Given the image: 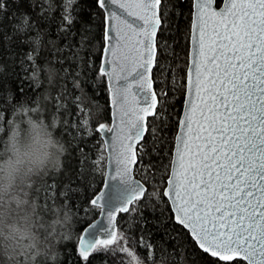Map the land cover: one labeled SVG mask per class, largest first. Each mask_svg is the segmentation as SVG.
I'll return each instance as SVG.
<instances>
[{
  "label": "snow or ice",
  "instance_id": "snow-or-ice-1",
  "mask_svg": "<svg viewBox=\"0 0 264 264\" xmlns=\"http://www.w3.org/2000/svg\"><path fill=\"white\" fill-rule=\"evenodd\" d=\"M213 3L214 0H196V49L185 93L187 111L178 121L180 132L175 138V158L170 165L169 187L163 195L172 205L171 219L187 230L190 248L186 251L191 264H208L209 254L224 261L238 256L246 264H264V0H224L219 12L206 11ZM110 5L118 10H112ZM35 6L36 0H32L30 7ZM5 7L6 0H0V12ZM52 8L51 0H42L41 13ZM60 8L57 35L70 40L79 33V49L91 44L94 37L89 33L94 20L102 28V51L115 58L103 62L99 73L108 78L114 89L112 104L120 121L115 128L99 124L96 129L115 132L110 145L114 163L110 180L115 183H105L112 191L90 201L91 205L100 206L99 201L105 200L101 210L108 224L90 225L95 232L86 229L88 236L78 238L75 257L71 250L65 256L71 264L76 261L90 264L95 255L118 252L129 257V264H135L134 254L126 247H115L123 237H117L113 220L117 213L129 212L130 206L135 211V202L147 192L132 178L130 165L136 162L135 145L148 131L146 116L162 119L163 102L145 87L144 80L154 59L153 49L158 46L155 37L164 30L167 17L162 11V0H61ZM89 8L96 11H88ZM210 16L219 17L211 34ZM17 19L16 32L25 33L36 27L29 23L27 13H21ZM113 21L144 34V39L136 42L144 46L143 63L129 67L131 53L137 51L135 46L128 55L117 54L122 37ZM21 43L36 45L34 51L38 52L39 32ZM48 43L55 46L56 42ZM26 60L32 62L35 77V57L31 52ZM20 67L21 71H27L24 58ZM85 70H90L88 62ZM48 74L51 80L55 69H48ZM74 86L79 89L80 83L74 81ZM19 92L23 95L22 86ZM73 103L87 117L86 99L77 96ZM81 124L88 127V120L85 118ZM152 132L155 136V129ZM144 246L151 248V245ZM120 264L125 261L121 260Z\"/></svg>",
  "mask_w": 264,
  "mask_h": 264
},
{
  "label": "trees",
  "instance_id": "trees-1",
  "mask_svg": "<svg viewBox=\"0 0 264 264\" xmlns=\"http://www.w3.org/2000/svg\"><path fill=\"white\" fill-rule=\"evenodd\" d=\"M221 1L216 0L217 4ZM41 2L36 0L33 8L30 7L32 0H6V7L0 12V135L6 132L13 112L21 104L30 107L37 118L55 123V134L66 149L62 165L58 171L39 178L35 192L46 210L59 208L70 213L71 224L61 237L56 264H71L66 251L71 250L75 257L81 230L99 212L90 201L103 183L105 169L104 144L96 129L99 124L110 122L111 111L106 78L99 73L104 42L102 28L96 20L89 33L94 38L84 49H79V33L70 40L58 36L61 0H51L52 10L44 13H41ZM162 11L167 20L164 30L156 36L158 46L152 69L157 100L163 102L162 119L148 118V131L137 145L134 166V174L145 184L147 192L143 199L135 202V211H131L133 206H130L129 212L118 214L117 229L127 238L142 264H191L186 251L190 248L187 230L171 219L173 213L163 189L183 104L192 1L162 0ZM21 13H27L29 23L36 25L31 31H15L14 25L19 22L17 17ZM79 27L77 24L76 28ZM38 32V52L34 51L36 45L21 43L37 36ZM50 40L56 42L55 46L48 43ZM65 44L71 46L65 48ZM30 52L35 57V77L32 62L26 60ZM22 58L27 71H21ZM85 62L90 64L87 72ZM48 69L56 71L51 80ZM74 81L80 83L79 89ZM21 86L23 95L19 92ZM77 96L87 101V117L73 103ZM85 118L88 127L81 124ZM206 259L208 264H246L239 259L223 262L209 255ZM120 261L109 252L93 256L90 264H120Z\"/></svg>",
  "mask_w": 264,
  "mask_h": 264
},
{
  "label": "clouds",
  "instance_id": "clouds-1",
  "mask_svg": "<svg viewBox=\"0 0 264 264\" xmlns=\"http://www.w3.org/2000/svg\"><path fill=\"white\" fill-rule=\"evenodd\" d=\"M21 104L0 135V264H56L70 213L46 210L39 178L58 171L65 146L48 123Z\"/></svg>",
  "mask_w": 264,
  "mask_h": 264
},
{
  "label": "water",
  "instance_id": "water-1",
  "mask_svg": "<svg viewBox=\"0 0 264 264\" xmlns=\"http://www.w3.org/2000/svg\"><path fill=\"white\" fill-rule=\"evenodd\" d=\"M191 1H192V13H191V24H190V32H189L188 62H187V68H186L185 90H184L182 109H181L178 121L183 119V116H184L185 112L187 111L186 108L184 107L185 100L188 98L185 95V93H186V90H187V88L189 86V70L192 67V62H193V59H194V56H195V49H196V36H197V27L196 26L198 24V21H197V18H196V6H195L196 5V0H191ZM128 2H132V0H128ZM223 6H224V0H222L219 4H217L216 0H214V3L211 6V8L206 9V11H208L210 13L211 12H219V10ZM109 7L112 8V10H114V11L118 10L116 8V6L110 5ZM133 11L135 12V11H138V10L134 9ZM125 19H130V18L125 17ZM218 21H219V17H217V16H210L209 17V19H208V31H209V34H211L212 28L216 26ZM113 23L116 25L117 33L122 37V39L120 40V46H118V48H117V54L118 55H128L130 48L135 46L137 48V51L131 53V59H130L129 67H136L139 64L143 63L144 62V58H145V49H144L143 44L136 45V42L139 41V40H143L144 39V34L141 33V32H138V30L137 31H133L126 24H124V23H122L120 21H113ZM115 34L116 33H114V35ZM115 42L116 41L113 40V43H115ZM155 43H156V37H155ZM153 53H154V59H152V62L149 65V68H148V71L146 73V77H145V80H144V84H145V87L148 88L150 91H154L155 92V90H154V82H153V78H152V69L154 67L155 60H156L157 47H155L153 49ZM114 58L115 57L113 55H105L103 53V51H102L101 60H100V67H101L103 62H105L107 60H112ZM100 67H99V69H100ZM137 70H140V69H138V67H137ZM105 78H106V83H107V87H108L109 106H110V110H111L110 111V122H109V124L107 126L115 128L117 125L120 124V121H119L118 117L115 115L116 111H117L116 107L112 104V100L115 99V92H114V89L110 86V83L108 82V78L107 77H105ZM131 91L133 93L135 92V86H133ZM203 95H204V99H207V94L204 93ZM129 101L132 102V96L131 95H129ZM197 103L199 104V103H201V101L197 100ZM197 115H199V113H197ZM150 116L151 115H148L145 118L146 127H147V120H148V118ZM120 126L122 127L123 125H120ZM194 127H195V125H194ZM98 132L100 133V137L103 140V144H104V151H105V156H106L105 157V169H104L103 183H102L99 191L93 196L92 199H94L97 196H100L101 193H110L112 191V189L110 187L109 188L105 187V183H109V184L115 183V182L110 180V176L112 175L113 168H114V163H113V159H112V148L110 147V145L112 144V138L115 135V132H107L106 130L98 131ZM179 132H180V125L178 124L177 125V130H176V133H175V136H174V144H173V149H172L170 165L172 164V161L175 158V152H176V146H177V141H176L175 138L177 137V135H179ZM141 141H139V143ZM139 143H137L135 145V151H136L137 145ZM195 150H196L195 149V145H193L192 151L195 152ZM129 159H131V155H130ZM188 159H189V157L186 154L185 155V160L187 161ZM135 160L137 162V154H136ZM136 162L134 164L130 165L132 178L134 180L138 181L140 184H142L145 187V189H146L145 184L140 179H138L135 176V174H134V166H135ZM170 173H171V167L169 168V173H168V177L166 179V184L164 186L163 193L169 187L168 178H169ZM164 197L168 201L170 209H171V211L173 213V208H172V205H171L168 197H166V196H164ZM104 204H105V200L101 199L99 201V205L100 206H97L99 208L98 215L81 230L79 237H81V236L87 237L88 236V232L85 231L86 229H89V231H91V232H95V229H90L89 228L90 225H98V226L99 225H105L106 226L108 224V219H107L106 215H104L102 210H101V206H103ZM106 210L107 209H105V211ZM118 214L119 213L116 214V216L114 217V220H113V224L115 225L116 232H117V216H118ZM77 247H78V242H77ZM209 256H210V254H209ZM213 258H216V259H218L220 261H223V262H230V261H233L235 259H239V260L244 261L243 259H241L238 256H234V258L232 260H230V261L221 260L219 258V256L213 257ZM244 262L246 263V261H244Z\"/></svg>",
  "mask_w": 264,
  "mask_h": 264
},
{
  "label": "rangeland",
  "instance_id": "rangeland-1",
  "mask_svg": "<svg viewBox=\"0 0 264 264\" xmlns=\"http://www.w3.org/2000/svg\"><path fill=\"white\" fill-rule=\"evenodd\" d=\"M109 123H106V125H108ZM117 237L122 236L123 237V241H121L120 243H118L115 247L117 248H124L126 247L128 249L129 252L133 253L136 260H135V264H142V262L139 260V258H137V256L135 255V253L133 252L131 245L129 243V241L127 240V238L121 233V231H119L117 229L116 232ZM111 254H113L118 260H123L125 261V264H129V257L123 254H120L118 252H110Z\"/></svg>",
  "mask_w": 264,
  "mask_h": 264
},
{
  "label": "bare ground",
  "instance_id": "bare-ground-1",
  "mask_svg": "<svg viewBox=\"0 0 264 264\" xmlns=\"http://www.w3.org/2000/svg\"><path fill=\"white\" fill-rule=\"evenodd\" d=\"M155 65V64H154Z\"/></svg>",
  "mask_w": 264,
  "mask_h": 264
}]
</instances>
